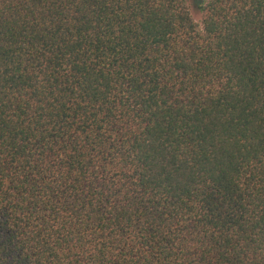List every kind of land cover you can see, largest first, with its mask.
<instances>
[{"label": "trees", "instance_id": "trees-1", "mask_svg": "<svg viewBox=\"0 0 264 264\" xmlns=\"http://www.w3.org/2000/svg\"><path fill=\"white\" fill-rule=\"evenodd\" d=\"M0 0V264H264V0Z\"/></svg>", "mask_w": 264, "mask_h": 264}, {"label": "rangeland", "instance_id": "rangeland-1", "mask_svg": "<svg viewBox=\"0 0 264 264\" xmlns=\"http://www.w3.org/2000/svg\"><path fill=\"white\" fill-rule=\"evenodd\" d=\"M189 3V6L191 7L194 19L196 21H199L201 19V13L199 6L202 4L205 0H187Z\"/></svg>", "mask_w": 264, "mask_h": 264}]
</instances>
